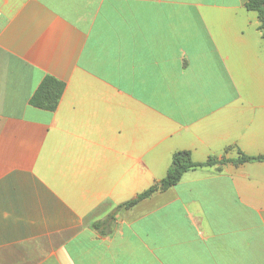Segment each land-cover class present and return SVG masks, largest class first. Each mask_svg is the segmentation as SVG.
Instances as JSON below:
<instances>
[{
    "label": "crops",
    "instance_id": "obj_1",
    "mask_svg": "<svg viewBox=\"0 0 264 264\" xmlns=\"http://www.w3.org/2000/svg\"><path fill=\"white\" fill-rule=\"evenodd\" d=\"M246 0H0V264H264V37ZM64 84L53 112L30 106Z\"/></svg>",
    "mask_w": 264,
    "mask_h": 264
},
{
    "label": "trees",
    "instance_id": "obj_2",
    "mask_svg": "<svg viewBox=\"0 0 264 264\" xmlns=\"http://www.w3.org/2000/svg\"><path fill=\"white\" fill-rule=\"evenodd\" d=\"M245 9L248 12H254L257 15V18L259 20L258 30L264 37V0H246ZM63 90L64 84L62 82L54 79L53 77L46 76L31 96L29 104L34 108L53 112L58 106ZM261 161H264V156L248 157L243 155L242 153H239L238 158L235 160L222 159L218 161L216 159L209 158L203 163H195L192 161L189 152L178 151L173 154L170 166L165 177L162 180L155 183L145 192L139 194L135 199L117 206L115 208V211L123 208H130L134 204H136L138 200L150 196L155 191H165L166 189L176 185L180 181L182 175L187 171L204 167H213L215 165H222L227 162H231L237 165Z\"/></svg>",
    "mask_w": 264,
    "mask_h": 264
}]
</instances>
